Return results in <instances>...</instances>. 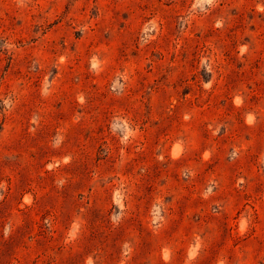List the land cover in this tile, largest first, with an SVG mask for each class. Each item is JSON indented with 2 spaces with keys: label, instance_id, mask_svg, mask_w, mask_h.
Masks as SVG:
<instances>
[{
  "label": "rangeland",
  "instance_id": "obj_1",
  "mask_svg": "<svg viewBox=\"0 0 264 264\" xmlns=\"http://www.w3.org/2000/svg\"><path fill=\"white\" fill-rule=\"evenodd\" d=\"M0 264H264V0H0Z\"/></svg>",
  "mask_w": 264,
  "mask_h": 264
}]
</instances>
